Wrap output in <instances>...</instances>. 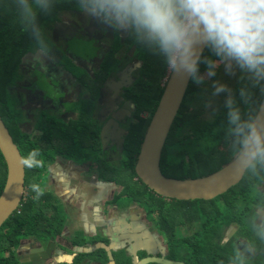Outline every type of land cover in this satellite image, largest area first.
<instances>
[{
  "label": "flooded vegetation",
  "instance_id": "af4514ba",
  "mask_svg": "<svg viewBox=\"0 0 264 264\" xmlns=\"http://www.w3.org/2000/svg\"><path fill=\"white\" fill-rule=\"evenodd\" d=\"M38 22L51 49L43 57L36 56L35 38L22 30L11 0H0V117L10 133L12 131L22 157L33 149L40 150L38 159L44 161L46 168L43 175L46 172L49 175L45 192L55 205L63 208L66 217L63 232L54 241L45 244L33 239L31 246L20 251L27 253L24 262L50 264L57 248L62 246L57 258L62 252L75 259L79 254H87L81 264H102L92 260L90 254L103 249L108 255L104 247L123 242L128 226L134 224L136 227V223L132 214L120 215L117 211L124 199H115L123 194L124 187L112 178L102 179L101 173L112 174L111 169L124 167L133 154L137 161L145 136L137 155L131 154L132 140L144 129L143 135H146L172 72L162 56L138 43L130 32L113 28L90 15L80 7L79 0H54L49 13L38 14ZM206 60L219 61V57L209 48ZM207 72V64L203 63L199 69L203 82L197 84L194 81L190 92L187 91L176 117V130L172 137L169 134L163 150L165 165L172 154L183 157V161L174 163L180 169L175 170V176L198 174L203 161L211 157L220 160L223 157L226 166L232 160V137L228 136L225 142L219 141L215 145L218 149L213 153L210 127L221 109H228L230 97L244 120L256 106L251 102L258 97L262 82L254 84L250 74L235 65L228 71L225 64L220 63L215 75L209 76ZM221 85L225 90L216 93V87ZM172 139L177 146H171ZM79 148L92 154L86 164L72 157V152ZM95 162L98 165L93 171ZM60 170L64 189L54 179ZM26 177L25 167V180ZM138 179L137 176L134 181L138 182ZM102 183L114 184L115 189L102 192ZM119 187L123 189L118 190ZM256 188L258 197L241 196L248 202L235 210L242 217V223L226 226L222 232L224 240H221L223 244L232 242L245 260L259 263L264 261V206L260 205L264 200V180ZM71 194L77 199L74 207L66 198ZM146 194L152 201L175 209L178 238H190L202 229L199 220L191 222L188 213L177 209L184 201L162 197L148 188ZM27 195L26 189L25 197ZM221 196L214 199L216 206ZM105 204L113 226L111 229L106 226L94 229L100 223L97 209ZM157 206V217L160 218L163 208L159 203ZM137 207L142 212L141 223L155 232L161 243L154 251L149 250L151 255L142 257L141 252L137 253L138 259L169 260L167 233L157 226L155 214L150 215L139 202ZM165 220L168 223V218ZM86 226L89 230L84 228ZM251 226L263 232L254 234ZM75 241L83 242V245L75 246ZM83 248L91 249L79 253L78 250ZM124 250L111 251H124L128 255V249ZM67 262L57 260L56 263ZM107 264H111L110 260Z\"/></svg>",
  "mask_w": 264,
  "mask_h": 264
},
{
  "label": "clouds",
  "instance_id": "9594fccd",
  "mask_svg": "<svg viewBox=\"0 0 264 264\" xmlns=\"http://www.w3.org/2000/svg\"><path fill=\"white\" fill-rule=\"evenodd\" d=\"M54 0H11L22 30L37 44V57L50 53V45L38 22L39 13H49ZM80 7L113 28L130 32L136 41L164 58L170 72L203 82L199 73L200 49L209 47L219 61L203 60L207 75L224 63L249 73L254 84L264 82V0H79ZM225 86L216 87V93ZM264 91V88H262ZM243 94V93H242ZM230 97L227 101L228 135L232 137L234 174L264 168V108L241 118ZM33 149L21 163L40 168L44 161ZM35 198L43 195L40 185H31Z\"/></svg>",
  "mask_w": 264,
  "mask_h": 264
},
{
  "label": "trees",
  "instance_id": "16d2710c",
  "mask_svg": "<svg viewBox=\"0 0 264 264\" xmlns=\"http://www.w3.org/2000/svg\"><path fill=\"white\" fill-rule=\"evenodd\" d=\"M208 50L209 48L207 47L204 54L202 55V62L199 64V69L204 63L203 60H205L208 56ZM193 85L194 80L192 79L188 88V92H190ZM262 88H264V82H262L260 85V93L258 97L251 102L252 104L256 105L251 114L258 110L259 105L263 100L264 91H262ZM236 104L241 106L239 103ZM225 108L224 110L221 109V112L215 119L216 122L213 121L210 127V138L213 145V153H215L216 149H218V146L216 147L215 145L219 141L225 142L229 136V109ZM177 121L178 118L173 124L170 137H172L173 132L176 130ZM203 125L205 128L206 125ZM143 133H145V129L141 132V135H136L132 140L133 152H131V154H138L139 144L142 142L144 137ZM175 145L177 146L175 140L172 139L171 146ZM222 159L224 158L222 157ZM222 159L220 160L219 158L216 159L211 157L209 162L212 166L211 172L200 174L192 173L191 175L181 179H193L210 175L212 172L219 170L225 165L226 162ZM177 161L178 163L179 161H183L182 155L172 154L169 156L167 161L168 165H165V162H162V169L166 176L172 178L175 177V170H180L177 166L178 164L174 165V163ZM135 162L136 157L133 154L131 161L123 168H118L116 170V174L120 179L126 180L123 182L124 185H121L124 186V193L125 195L129 196V201L134 200L139 202L150 215L155 214L156 218L154 220L157 226L163 232L167 233L170 261L180 262L182 264H256L252 260L247 261L243 257L239 256L238 249L232 242L223 244L221 239L222 232L225 230L226 226H231L235 223H242V217H240V214H236L235 210L238 209V203L241 196L246 194L249 195L248 193L250 186L254 187L261 185L264 180V168H260L258 166L256 171L249 169L246 171L244 178L239 184L232 187L226 194L221 196L222 198H228V202L226 203L227 215L225 217H223V213L220 212L219 208L216 206V200L213 202L200 201L205 203V206L203 207L202 211L195 215V219L202 222V229L198 230V232L190 238L180 239L178 238L179 235H177L178 230H176L177 216L175 209L173 210L172 208H168L167 205L164 206L158 202L159 206L163 208V211L160 218L157 217L158 206L154 203L155 201H152L146 194L148 187L139 179L138 182L134 181V178H137L135 173ZM45 169V163L44 166L40 168H27L25 186L28 195L22 202L19 211L15 212L0 229V264H31L21 261L16 253L17 249H20L21 242L29 239H37L41 243L47 244L51 241H54L63 232L66 217L63 216L62 208L60 205H55L54 202L51 201V196L43 190L42 184H40L43 177V171ZM7 173V164L3 154L0 151V196L6 183ZM33 184L40 185L41 189L43 190V195L38 199L35 198L36 194L31 189V185ZM244 202V205L248 204V202L245 200ZM260 205L264 206V200L260 203ZM188 215L190 214L188 213ZM167 218L168 223L165 220ZM74 244L75 246H82L83 242L75 241ZM99 254L101 255L100 260L98 259ZM113 255L115 264H133L131 257H129L124 251L113 253ZM86 256L87 254H79L76 259L73 256H68V262L64 264H81V259ZM90 258H92V260L100 261L102 264H107L109 262V257L106 251L103 249L99 250L95 254H90Z\"/></svg>",
  "mask_w": 264,
  "mask_h": 264
},
{
  "label": "water",
  "instance_id": "95a60500",
  "mask_svg": "<svg viewBox=\"0 0 264 264\" xmlns=\"http://www.w3.org/2000/svg\"><path fill=\"white\" fill-rule=\"evenodd\" d=\"M206 49L207 46L201 47V57ZM191 80V77L177 76L172 73L146 135H144L145 138L135 164V172L142 183L162 197L181 201H211L239 184L246 171L241 174H234L229 168L231 161L219 171L195 179L168 177L162 169L163 150ZM261 108H264V98L258 110ZM0 151L8 169L6 183L0 196L1 229L11 216L19 211L26 195L25 167L21 163L23 157L1 117ZM104 248L108 251L111 264H115L114 255L111 251L113 248ZM130 256L133 259V264H181L156 257L139 260L136 253H131Z\"/></svg>",
  "mask_w": 264,
  "mask_h": 264
},
{
  "label": "crops",
  "instance_id": "0c3cea01",
  "mask_svg": "<svg viewBox=\"0 0 264 264\" xmlns=\"http://www.w3.org/2000/svg\"><path fill=\"white\" fill-rule=\"evenodd\" d=\"M55 182L62 188L64 189L65 187L62 185L63 182V173L62 170H60L59 173L56 174V176L54 177ZM113 188L115 189V185L111 184H101L100 186V190L103 191H107L108 189ZM70 204L74 207L75 203L77 202V199H75L74 194H71L69 196L66 197ZM137 204L136 201L132 200L129 201V199H124L121 201V203L119 204L118 207V213L120 215H127V214H132V219L135 221L136 223V227L134 226V224H130L128 226V233L125 235L126 237L123 239V242H114L113 244L118 246L115 247L114 245L112 246V248L114 250L116 249H128L129 251V256L131 253H139L141 252L142 254H144V257L147 255H151L153 253H149V250H155L158 245H160V241L158 239V236L155 234V232L151 231L150 228L146 225H143L141 223V215L142 212L140 209L135 208V205ZM140 210V211H139ZM97 217H98V222L97 226H94V229L98 228H104L105 226L108 227L109 229L112 228L113 226V221L112 219L107 215L106 211V204L102 205L100 209H97ZM82 227V226H80ZM88 226L84 227L85 229L89 230L87 228ZM82 229V228H80ZM119 231V229H117ZM127 246L126 248L123 246ZM121 248H120V247ZM62 247V246H61ZM61 247H58L57 252L61 251ZM75 249V248H74ZM91 248L88 249H82V250H78L79 253L81 252H89ZM125 251V250H124ZM56 252V254H57ZM65 253V252H63ZM68 256L64 255V260H67ZM64 260H59V261H64ZM57 260H51L50 263H55L56 264Z\"/></svg>",
  "mask_w": 264,
  "mask_h": 264
},
{
  "label": "rangeland",
  "instance_id": "374dc122",
  "mask_svg": "<svg viewBox=\"0 0 264 264\" xmlns=\"http://www.w3.org/2000/svg\"><path fill=\"white\" fill-rule=\"evenodd\" d=\"M207 116H209V115L207 114ZM91 155L92 154L89 153L87 150H84V149H81V148L76 149V150H74L72 152V157L73 158H77L80 162H83L84 164H86L85 163L86 161L91 160ZM209 162H210V160H204L203 161L202 166H201L198 174H200V173H206V172H211L212 166L210 165ZM97 165H98V163H96V162L93 164V166H94L93 171L97 169ZM121 168H123V165L121 166ZM116 170H117V168H115L114 170L111 169V173L112 174H108V173L102 172L101 173V178L104 179V180L109 179V178H112L113 180H117V184L118 185L119 184H123L124 185L123 182L126 181V180L120 179L118 177V175L116 174ZM184 176H188V175H183L182 176V175L177 174V176H175L174 178H183ZM47 180L49 182V175L47 176V172H46V174L43 175V177L41 179V183H40V184H42V188H43L44 191L47 190V186H48L47 185ZM123 187H119L118 190H122ZM249 188H250V190H249V193L248 194H250L251 197H255V196L258 197L259 196V193H258V190H257L256 186H254V187L250 186ZM124 194L125 193L123 192L122 195H117L115 201H121L120 199L129 198V196L124 195ZM237 197H238V195H237ZM152 198H154V197H152ZM227 202H228V198L227 197L221 198L217 202V206L219 208V211L223 213V217H225L227 215V207H226V203ZM154 203L155 204H158L156 201ZM181 203H182L181 205H179V206L177 205L178 206L177 209H179L181 212L189 213L190 214L191 222H194L195 221V215L198 214L200 211H202L203 207L205 206V203L200 202V201H184V202H181ZM242 203H243V206H244L245 202H244V200H242L240 198L239 203H238V206L241 205ZM62 213H63V216H65V213H64L63 208H62ZM200 222L201 221H199V228L202 227V225H201L202 222H201V224H200ZM251 227H252L251 230H252V232L254 234L255 233L261 234L263 232L261 229H259L257 227H254V226H251ZM240 234H241V232H240ZM224 237H225V235L223 234V239L222 240H224ZM32 240L33 239H29V241H27V240L26 241H22L21 242V245H20V249H17L16 253H17V255H18V257H19V259L21 261H23L24 259H26L25 258V255L27 254V253H22L21 251H25L27 249V246H31L32 245ZM62 255H63V252H62L61 256L57 258V254L55 252V257H53V260H64V255L71 256V255H67L65 253H64L63 256ZM141 256L144 257L143 254H141ZM263 262L264 261H260L259 263H263ZM255 263L256 264H259L258 262H255ZM50 264H55V263H50Z\"/></svg>",
  "mask_w": 264,
  "mask_h": 264
}]
</instances>
